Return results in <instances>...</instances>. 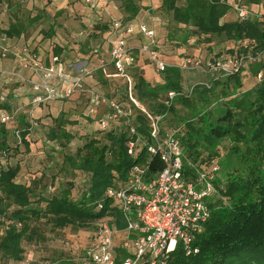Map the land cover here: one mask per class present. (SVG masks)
Here are the masks:
<instances>
[{
    "label": "trees",
    "instance_id": "1",
    "mask_svg": "<svg viewBox=\"0 0 264 264\" xmlns=\"http://www.w3.org/2000/svg\"><path fill=\"white\" fill-rule=\"evenodd\" d=\"M240 2L241 5L249 7L251 4H264V0ZM121 7L125 12L122 18L126 21L134 19L141 9L139 0H122ZM228 8L227 0H161L159 7L172 21L185 26L181 28L186 31L183 42L195 38V42L202 49L209 47L217 37L224 43H233L223 48L225 54L215 55L210 51L208 58L203 57L204 60H213L216 56L252 53L260 55V58L250 61L256 62L253 74L256 77L262 74L251 93L225 101L226 110L216 113L208 120L206 131L203 132L202 127L196 128L194 123L179 125L182 126L184 142L195 162L202 158L201 162H214L213 156L217 153L211 150L214 141L235 135L237 140L245 145L247 155H251L250 158L258 161L259 165L254 163L249 177L244 182H232L235 174L231 175V179L224 180L221 176L217 180L220 191L209 198L211 216L192 245L198 248L199 252L187 255L182 244H179L172 254L170 264H264V173L261 171V168L264 169V9L258 10L257 13L250 9L247 18L238 16L236 20L222 22ZM28 27L25 21L17 19L7 29L0 30V35L19 38ZM100 27L105 30L108 24ZM61 51L62 48H57L55 53L59 55ZM88 52L87 50V54L80 58H86ZM61 59L65 60L66 57ZM97 74L102 83H110L116 79L123 81L115 75L114 70H110L108 76L101 71ZM240 74L241 72L223 75L224 81L235 80L233 85L239 90L243 86ZM132 76L135 97L150 110H153V104H159L169 91L179 93L175 104L178 99L189 98L196 89V85L185 89L186 79L183 71L173 66L161 73L163 82L155 85L148 81L142 70L137 67L132 70ZM213 77L208 82L210 87L200 83L196 91L206 88L209 94L214 95L216 88L221 86V75ZM116 89L123 90L124 93V81L115 85L110 96L116 94ZM205 93L203 98L208 101V93ZM251 95L257 100L250 101ZM220 101L221 97L217 99V103ZM11 102L8 97L0 98V111L14 109ZM193 119L199 122L205 120L203 115ZM136 120L134 122L140 125V132L148 134V122L140 109H136ZM30 127L23 115H16L6 123L0 121V264L23 261L24 245L44 243L48 240L50 232L55 233L68 226L79 229L95 224L106 216H116L118 206L107 196V189L124 181L136 162L149 159L145 151L138 157L128 153L126 141L129 133L124 124L111 125L106 131L100 130L97 135L89 136L74 153H68L66 141H70L73 135L64 128V121L57 120L48 129L47 138L60 141L61 146L65 145L61 148L63 164L59 172L65 176H76L79 172L87 177L88 181L77 197L73 192L74 179H68V186H59L56 192L49 195L46 190L51 185L45 172L40 177L31 179L30 183L18 180L22 171L23 154L30 151ZM16 129L21 132V142L14 135ZM12 136L15 140L11 139ZM62 139H65V142ZM21 143H25L27 151H21ZM203 144H206L207 151L203 150ZM10 155L20 156L15 164L9 161ZM2 158L6 159L5 164ZM219 162L221 164L220 160ZM163 166L158 155L150 156L151 171H159ZM53 175L52 179H56L57 173ZM226 199L228 203L224 204ZM57 262L82 264L81 254L77 259L61 257Z\"/></svg>",
    "mask_w": 264,
    "mask_h": 264
},
{
    "label": "built area",
    "instance_id": "2",
    "mask_svg": "<svg viewBox=\"0 0 264 264\" xmlns=\"http://www.w3.org/2000/svg\"><path fill=\"white\" fill-rule=\"evenodd\" d=\"M83 1L98 14L107 15L110 23L107 32L91 46L89 57L68 61L55 54L45 60L26 44L10 50L8 37L0 35L2 56L12 53L19 66V69L0 67V81L16 84L19 91L30 87L31 93L24 106H29L32 111L52 102L82 99L87 117L93 118L98 113L96 119L100 130H108L112 123L126 125L128 153L138 157L145 151L149 156L146 161L136 162L124 181L106 191L109 198L118 202V210L126 217L127 234L115 244V216L100 219L95 223L90 244L81 255L82 264H170L179 244L187 255L199 252L192 245L211 216L209 198L220 191L217 180L222 169L219 160L209 164L201 162L202 158L195 162L184 142L182 126L171 129L165 126L179 93L167 92L153 110L135 97L132 70L137 58L140 54L146 55L152 69L160 74L173 66L182 71L202 70L215 76L239 73L248 61L258 59L260 55L216 56L213 60L185 55L177 63L169 64L151 23H134L116 16L112 12L114 0ZM235 9L242 19L250 13L249 5H239ZM139 34L143 42L132 45L131 41ZM91 57L96 59L95 66L91 64ZM110 70H114L126 85L123 99L116 94L110 96L87 81L99 71L108 76ZM261 76L260 73L258 78ZM203 84L210 87L208 82ZM103 106L104 111L99 114ZM136 109L145 115L148 134L140 132V125L134 122L137 121ZM17 110H1L0 121L12 120ZM14 135L21 142L19 129ZM151 155L160 157L164 165L161 170H150Z\"/></svg>",
    "mask_w": 264,
    "mask_h": 264
},
{
    "label": "rangeland",
    "instance_id": "3",
    "mask_svg": "<svg viewBox=\"0 0 264 264\" xmlns=\"http://www.w3.org/2000/svg\"><path fill=\"white\" fill-rule=\"evenodd\" d=\"M235 1L236 5H234ZM228 2V0H227ZM240 0H231V3L228 2L229 11H235L236 6L241 5ZM234 7V8H233ZM22 8L19 9L21 11ZM152 11L159 13L158 8L152 9ZM163 17L167 19V16L164 14ZM169 17V16H168ZM164 19V20H165ZM167 23L162 25L163 35L167 30ZM226 44V45H225ZM233 45L232 42L224 43L221 40L215 39L213 45L204 47V51L209 53L215 52V55L219 53H224L223 48L225 46ZM212 47V49L210 48ZM9 49H11L9 47ZM226 52V51H225ZM246 54V53H244ZM248 54V53H247ZM2 58L11 57V54H8L6 57L1 56ZM256 62L250 63L247 62V65L241 71L240 76L242 77L243 86L239 90L234 84L235 80L232 82L224 81V77L221 74V86L216 88V93L214 95L209 94L206 91V88H199L200 83L209 82L214 78L212 75L203 72L202 70H192V71H183V74L186 79L185 89H189L192 86H195L193 93L189 98L182 99L185 100L182 102L181 99H178L173 108L171 109L170 118L165 122L167 128H172L174 126L185 125L186 123H194L196 128H203V132L207 130L206 125L208 120H211L213 116L218 112H224L226 110L225 101H228L230 98H241L246 93H251V91L256 87L258 83V77L254 76V66ZM144 73V70H142ZM145 75L147 79H153V74L150 68H146ZM218 76V75H217ZM98 83L94 84L104 93L108 95L113 94L116 84H122L123 81L120 79L113 80L110 83H102L97 78ZM150 82L155 85L156 82L150 80ZM203 87V85H202ZM17 88V85L12 83L11 85L3 84L0 82V98L8 97L12 102V108L18 109L17 115H23L26 117L27 121L30 123V134L28 135V142L30 143V151L25 152L22 157V171L19 177L21 182L30 183L31 179L34 177H40L44 172L48 175V183L51 186H48L46 194H51L56 192L59 186L66 187L68 186V179H74L75 187L73 192L76 197L80 192L85 188L87 184V177L82 173L77 172L75 175H64L59 171L63 164V154L61 153L60 141L50 140L47 138L48 129L53 126L56 121H64V128L66 131L73 135V138L70 141H66L67 147L66 151L68 153H74L76 149L83 145L89 136L97 135L100 131L99 124L97 123L96 114L95 117L90 118L85 115L84 101L82 99H71L69 101H59L54 102L49 105H44L39 109L32 111L29 106H22V100L18 101L21 98V93L14 95L13 91ZM221 89V93H220ZM3 93V96L2 93ZM18 92V91H17ZM116 95L123 99V90L116 89ZM206 92V93H205ZM110 93V94H109ZM203 93L207 95L209 100L206 101L203 98ZM221 97V101L217 103V99ZM27 99V98H26ZM250 101H255L257 98L254 95H251ZM23 105H26L23 104ZM104 106L99 110L101 114L104 110ZM198 113V115H197ZM197 115V116H196ZM203 115L204 121H197L193 117H198ZM91 119V120H90ZM93 119V120H92ZM194 121V122H192ZM74 122V123H71ZM202 122V123H201ZM114 124L112 123V126ZM201 128V129H202ZM202 132V133H203ZM12 140H15L14 137H11ZM65 142V139H62ZM21 151H27L25 143H21ZM206 144H203V150L207 151ZM245 145L242 144L235 135L228 138H223L219 141H214L212 152H217L213 159L221 161V172L219 178L222 176L224 180L231 179V175L234 176L233 181L244 182L247 177H249V171L252 170L254 163L258 164V161L250 158L251 155H247ZM20 156H9V161L15 163ZM212 159V160H213ZM3 164L6 163V159L2 158ZM256 165V164H255ZM261 171L264 173V169L261 168ZM57 173V178L52 179L53 174ZM224 186V183H223ZM224 204H227V199ZM114 205H118L117 201L113 200ZM116 220L114 221L117 232L113 236V241L115 244L120 243L122 236L127 234L126 226V217L121 210L117 211L115 216ZM96 225L90 224L79 229L68 226L57 232H50L48 235V240L44 243H31L25 244V259L19 262L11 261L9 264H57L58 260L61 257H76L84 251V249L90 244L91 234L95 232ZM67 258V257H66Z\"/></svg>",
    "mask_w": 264,
    "mask_h": 264
},
{
    "label": "crops",
    "instance_id": "4",
    "mask_svg": "<svg viewBox=\"0 0 264 264\" xmlns=\"http://www.w3.org/2000/svg\"><path fill=\"white\" fill-rule=\"evenodd\" d=\"M114 1L115 5L112 12L118 17H124L125 12L121 7L122 0ZM139 2L141 9L131 22H149L155 27L161 51L169 64L177 63L185 55L208 58V51L205 52L195 42V38H189L188 41L183 42L182 39L186 31H183L181 28L185 26L175 23L159 9L161 0H139ZM228 2L231 3V0H228ZM233 2L236 5V2ZM20 8H22L21 11H19ZM154 8H158L160 15L152 11ZM250 9L253 13H257L258 10L264 9V4H251ZM234 10L227 12L221 21L238 19L237 10L235 8ZM164 14L167 16V19L163 17ZM17 19L25 21L29 27L19 38L8 37L7 45L11 48L10 50L17 49L20 45L26 44L36 50L45 60L55 55L57 48H62L59 55L63 58L66 57L65 60L80 58L87 54V50L89 51L87 57H89L91 46L100 40L110 26L107 15L98 14L95 10L86 6L83 0H2V3H0V30L7 29ZM167 20L168 27L166 32H164L165 35H163L162 25L167 23ZM105 24H108V28L103 30L104 28L100 26ZM142 42L143 37L139 34L136 39L131 41V44L137 46ZM211 45H213V42L210 43ZM210 48L212 49V47ZM1 52L0 49V67L19 69L12 53H10L11 57L2 58ZM215 52L217 51H213V53ZM137 60L136 67L144 70L143 74L145 78L146 68H150L152 71L153 79L146 78L148 81L152 80L156 84L163 82L161 74L152 69L146 55L140 54ZM91 62L95 66L96 59L91 57ZM97 78L98 74L96 73L95 76L93 75L88 78L87 81L90 85H93L98 83ZM0 82L3 83L2 81ZM13 91H15L14 95L21 93L22 96L18 101L23 99L21 101L23 104L27 102V97L31 93L30 87H26L24 91H19L17 88ZM23 104L22 106H24ZM153 106L155 109L158 103L153 104Z\"/></svg>",
    "mask_w": 264,
    "mask_h": 264
}]
</instances>
